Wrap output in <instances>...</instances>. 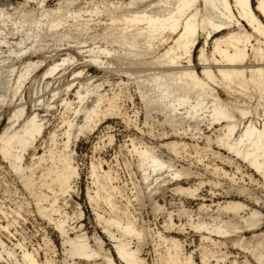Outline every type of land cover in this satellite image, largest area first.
I'll use <instances>...</instances> for the list:
<instances>
[{"label":"bare ground","instance_id":"1","mask_svg":"<svg viewBox=\"0 0 264 264\" xmlns=\"http://www.w3.org/2000/svg\"><path fill=\"white\" fill-rule=\"evenodd\" d=\"M55 1L0 6V264H264V0Z\"/></svg>","mask_w":264,"mask_h":264},{"label":"rangeland","instance_id":"2","mask_svg":"<svg viewBox=\"0 0 264 264\" xmlns=\"http://www.w3.org/2000/svg\"><path fill=\"white\" fill-rule=\"evenodd\" d=\"M18 1H20V0H0V6L3 5V4H8V3H13L14 4V3H16ZM55 3H56L55 0H49L48 4L50 6H53ZM89 73H92L94 75L97 74V73H95V70L92 69V68L89 69ZM124 102L121 103L122 104V108L124 107L123 110L125 112H127L128 114H129V112L131 114L135 110V107L139 108V103L135 99L133 101L134 103H132V104H130V101L129 102L128 101H124ZM123 104H124V106H123ZM133 104H135V105H133ZM52 116H54V118H52ZM56 117H57L56 112L52 113V115H51V117L49 119L51 127L54 125ZM3 124H4V122L0 121V131H1L2 127H3ZM107 125L111 127L108 130H106V128H108ZM93 132L91 133L90 136H87L85 138L81 137L76 142V146H75V152H76L75 161L77 162V164L81 168L82 175H81V179L77 183L79 195L78 196L77 195L73 196L74 201L77 202L78 204H80L81 208L84 211V218L82 219L83 221H81V223H84L86 225L85 228H86V230H87V232L89 234H91L93 225L90 224L92 217H91L90 213H88L89 211L87 210V207H86L87 203H86L85 198H84V190H85V186H86V183H87V181H85L86 180L85 179L86 178L85 177V173H86L85 170H86L89 162H91L92 160H94L96 158L97 159L102 158V159H105V160H108V161L112 160V158L114 157L113 154L117 151V146L121 145L125 140H127V138H128L127 136H130L131 134H135L136 133V131L134 130L133 127L126 126L125 123L119 118L110 119L109 121L99 125ZM106 132L114 136V147L112 145L111 147L109 146V147H107L105 149H101V150L95 151V153H94V147H95L94 145H96L98 142H100V140H102V138L107 134ZM115 146H116V148H115ZM216 164L218 166H220V167H224V169L227 170V171H230V169H231L229 167V165L221 164L220 162H216ZM210 179L213 180V177H211ZM208 190H209V186H205L202 189V194H204L206 200H210V199H208V198H210L209 194L207 193ZM217 193H218V191H216V194ZM169 198L175 199V197H172V196L170 197V195H168L167 199L170 200ZM214 199H215V201H221L222 197L221 196H216ZM188 202L190 203V201H188ZM196 203H197L196 201L195 202L191 201L190 205L192 207H194V204H196ZM206 203L209 204L210 201H207ZM30 221L28 222V224H26V227H25L27 229V231H31V232H28L29 235H32V234L35 235V232L38 229L45 227V225H40V221H38V222L37 221L36 222L35 221L32 222V220H30ZM158 222H160L159 219H158ZM190 234H192V233H189V231H188V233H186L184 235L185 237H183V236L182 237L180 236V237L183 240H187L186 241V245H187L186 249H188L191 252L194 250L193 252H195L194 246H196V244L198 243V239H197L196 236H193V234L192 235H190ZM51 235H52V239L54 240L55 244H58V241L55 239L54 234H51ZM191 243H193V244H191ZM230 247L231 246H229V248L227 247V249H225V250L223 249V251H226V253L228 254L229 261L237 259L238 262H241L243 260L242 258H243L244 255L239 250L234 249L233 247L232 248H230ZM195 262H196V264H204V263H201L200 260L197 259V258H196ZM226 264H228V263H226Z\"/></svg>","mask_w":264,"mask_h":264}]
</instances>
